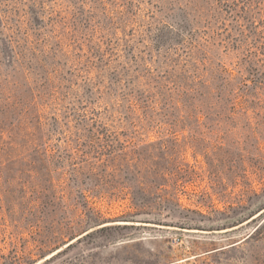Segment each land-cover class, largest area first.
Here are the masks:
<instances>
[{"label": "rangeland", "instance_id": "rangeland-1", "mask_svg": "<svg viewBox=\"0 0 264 264\" xmlns=\"http://www.w3.org/2000/svg\"><path fill=\"white\" fill-rule=\"evenodd\" d=\"M0 264H264V0H0Z\"/></svg>", "mask_w": 264, "mask_h": 264}, {"label": "trees", "instance_id": "trees-1", "mask_svg": "<svg viewBox=\"0 0 264 264\" xmlns=\"http://www.w3.org/2000/svg\"><path fill=\"white\" fill-rule=\"evenodd\" d=\"M260 227H261V225L255 230V232L250 237H252L260 229ZM232 247H234V246H232Z\"/></svg>", "mask_w": 264, "mask_h": 264}, {"label": "water", "instance_id": "water-1", "mask_svg": "<svg viewBox=\"0 0 264 264\" xmlns=\"http://www.w3.org/2000/svg\"><path fill=\"white\" fill-rule=\"evenodd\" d=\"M233 245H236V244H233ZM233 245H232V246H233Z\"/></svg>", "mask_w": 264, "mask_h": 264}]
</instances>
